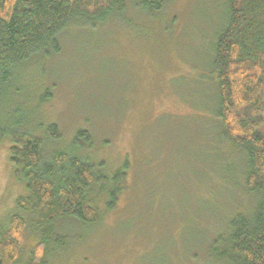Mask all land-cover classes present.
<instances>
[{"label":"rangeland","instance_id":"374dc122","mask_svg":"<svg viewBox=\"0 0 264 264\" xmlns=\"http://www.w3.org/2000/svg\"><path fill=\"white\" fill-rule=\"evenodd\" d=\"M224 1L171 0L157 16L143 15L130 2L120 20L68 26L57 54L33 58L18 71L0 96V126L19 120L39 137L47 123L57 124L61 137L47 142L45 155L69 148L75 131L84 128L91 144L80 155L107 175L128 160V189L99 223L62 218L36 229L27 216L21 260L46 233L44 264H222L208 247L227 235L236 211L252 210L254 196L243 195L241 174L232 195L216 192L217 183L208 192V156L219 162L223 154L240 165L242 156L229 143L220 146L222 154L215 146L206 154V98L187 97L185 88L208 83L204 76L211 71ZM204 87L209 93L214 88ZM45 94L49 99L40 103ZM8 145L7 139L0 142V228L17 198L28 195L10 177ZM89 197L103 210L106 197L97 188Z\"/></svg>","mask_w":264,"mask_h":264},{"label":"trees","instance_id":"16d2710c","mask_svg":"<svg viewBox=\"0 0 264 264\" xmlns=\"http://www.w3.org/2000/svg\"><path fill=\"white\" fill-rule=\"evenodd\" d=\"M170 1L0 0V96L12 88L18 71L28 61L60 51L58 39L68 26L94 28L113 16L119 19L130 2L143 15L157 16ZM223 7V25L212 41L211 71H205L204 76L208 83L194 81V89L185 88V93L190 98L201 94L206 98L207 132L201 133L206 154L213 146L218 153V147L229 143L242 156L241 165L223 155L221 147L219 162L215 160L218 156H208V192L214 193L217 183L216 192L230 195L231 189L238 188L235 176L241 174L247 193L243 195L248 199L254 196V206L247 213L235 212L227 235L217 237L208 253L222 264H264V0H225ZM211 83L214 88L209 93L204 86ZM46 94L38 98L40 103L51 98L52 93L47 94L49 98ZM181 100L185 102L182 96ZM42 128L44 134L38 137L19 120L0 126V142L7 139L9 144L10 177L22 182L28 192L26 197L17 198L15 209L0 228V264L45 263L50 249L46 233L33 241L21 260L27 242V216L36 229L62 218L97 224L104 213L117 207L128 189L127 159L107 175L97 172L88 158L80 155L91 144L88 130L77 129L69 148L45 155L47 142L53 143L61 134L52 122ZM93 188L102 200L106 197L103 210L89 197Z\"/></svg>","mask_w":264,"mask_h":264}]
</instances>
